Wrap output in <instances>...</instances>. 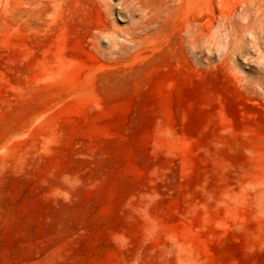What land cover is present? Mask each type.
I'll list each match as a JSON object with an SVG mask.
<instances>
[{
  "label": "rangeland",
  "instance_id": "rangeland-1",
  "mask_svg": "<svg viewBox=\"0 0 264 264\" xmlns=\"http://www.w3.org/2000/svg\"><path fill=\"white\" fill-rule=\"evenodd\" d=\"M0 264H264V1L0 0Z\"/></svg>",
  "mask_w": 264,
  "mask_h": 264
},
{
  "label": "bare ground",
  "instance_id": "bare-ground-1",
  "mask_svg": "<svg viewBox=\"0 0 264 264\" xmlns=\"http://www.w3.org/2000/svg\"><path fill=\"white\" fill-rule=\"evenodd\" d=\"M261 1H262V0H261ZM263 1H264V0H263ZM256 2H257V0H256ZM251 5H252V4H251ZM258 7H259V6H258ZM251 10H252V8H251ZM262 12H263V11H262ZM190 24H191V23H190ZM190 24H189V25H190ZM192 30H193V29H192ZM185 35H186V34H185ZM186 36H187V35H186ZM191 37H192V36H191ZM191 37H190V38H191ZM186 38H187V37H186ZM192 38H194V37H192ZM196 38H197V37H196Z\"/></svg>",
  "mask_w": 264,
  "mask_h": 264
}]
</instances>
